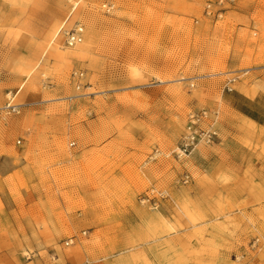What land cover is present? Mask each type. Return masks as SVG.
Returning a JSON list of instances; mask_svg holds the SVG:
<instances>
[{
    "label": "rangeland",
    "instance_id": "374dc122",
    "mask_svg": "<svg viewBox=\"0 0 264 264\" xmlns=\"http://www.w3.org/2000/svg\"><path fill=\"white\" fill-rule=\"evenodd\" d=\"M27 7L33 41L8 71L0 57V214L21 217L25 257L45 256V246H86L89 230L80 229L94 213L158 210L188 114L220 115L232 92L227 80L235 79L232 90L264 88V0H30ZM76 23L84 39L69 49L62 33ZM74 71L84 73L80 92ZM9 93L18 115L1 114ZM150 190L165 195L155 208L140 202ZM255 239L264 260V237L250 246Z\"/></svg>",
    "mask_w": 264,
    "mask_h": 264
},
{
    "label": "crops",
    "instance_id": "0c3cea01",
    "mask_svg": "<svg viewBox=\"0 0 264 264\" xmlns=\"http://www.w3.org/2000/svg\"><path fill=\"white\" fill-rule=\"evenodd\" d=\"M29 1L0 0V57L6 71L33 41L37 24L28 19ZM167 166L168 198L158 210L89 215L80 229L89 230L86 246L52 252L45 246V256L25 257L21 217L5 211L0 264H264L250 246L256 236L264 237V88L232 90L222 100L215 144L199 146ZM158 175L161 180L160 170ZM184 175L187 184L181 182ZM114 244L120 250L116 255Z\"/></svg>",
    "mask_w": 264,
    "mask_h": 264
},
{
    "label": "built area",
    "instance_id": "2783aa9c",
    "mask_svg": "<svg viewBox=\"0 0 264 264\" xmlns=\"http://www.w3.org/2000/svg\"><path fill=\"white\" fill-rule=\"evenodd\" d=\"M209 8V6H208ZM62 44L64 47L72 49L80 45L84 39V28L80 23L74 24L70 29L63 31ZM84 73L82 71H74L71 73V80L74 84L75 92L83 90ZM235 79L227 80L226 90L231 92L230 84L234 83ZM193 87V83L190 84ZM15 95L9 93L5 106L1 109V114L4 116L18 115L20 106L14 103ZM218 124L219 114L216 111L201 109L192 111L188 114L184 130L180 137L179 146L170 154L174 158L180 159L187 157L193 153V151L199 147L213 146L218 138ZM73 144H71L72 146ZM183 184L189 182V176L184 175L181 179ZM163 193H158L154 190H150L146 195L142 196L140 202L142 204H148L152 208L157 206V200L164 199ZM85 235V232L82 233ZM74 237L66 240L63 244L65 247L72 245ZM259 239H255L252 243V247H256ZM51 261L56 262L57 257L52 255Z\"/></svg>",
    "mask_w": 264,
    "mask_h": 264
},
{
    "label": "bare ground",
    "instance_id": "6f19581e",
    "mask_svg": "<svg viewBox=\"0 0 264 264\" xmlns=\"http://www.w3.org/2000/svg\"><path fill=\"white\" fill-rule=\"evenodd\" d=\"M4 1H11V0H4ZM56 39V38H55ZM57 42V39L55 40Z\"/></svg>",
    "mask_w": 264,
    "mask_h": 264
}]
</instances>
